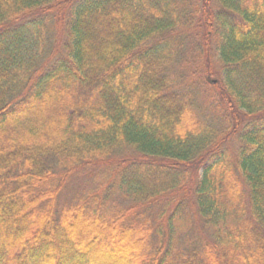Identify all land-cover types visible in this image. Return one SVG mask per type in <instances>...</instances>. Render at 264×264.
Instances as JSON below:
<instances>
[{
	"label": "trees",
	"instance_id": "16d2710c",
	"mask_svg": "<svg viewBox=\"0 0 264 264\" xmlns=\"http://www.w3.org/2000/svg\"><path fill=\"white\" fill-rule=\"evenodd\" d=\"M0 264H264V0H0Z\"/></svg>",
	"mask_w": 264,
	"mask_h": 264
},
{
	"label": "rangeland",
	"instance_id": "374dc122",
	"mask_svg": "<svg viewBox=\"0 0 264 264\" xmlns=\"http://www.w3.org/2000/svg\"><path fill=\"white\" fill-rule=\"evenodd\" d=\"M191 67V66H190ZM190 67H188V70L190 71L189 72V74H187L188 75V77H189V80H192L191 81V83L192 84H196L197 82H199V81H202V80H200V74L198 75V73L196 74V76L194 75V73L192 72V71H194V67L192 68H190ZM196 67V66H195ZM197 68V67H196ZM198 69H200V68H198ZM186 75V74H185ZM199 79H198V78ZM205 90L206 89H204V88H201L198 92H197V94H198V96H199V98H200V95L202 96L203 95V93H205ZM5 216H3V218H4ZM5 218H7V215H6V217Z\"/></svg>",
	"mask_w": 264,
	"mask_h": 264
}]
</instances>
